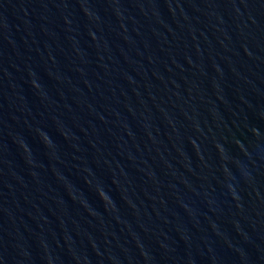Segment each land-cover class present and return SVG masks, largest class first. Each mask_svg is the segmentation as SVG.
Masks as SVG:
<instances>
[{
	"label": "water",
	"instance_id": "1",
	"mask_svg": "<svg viewBox=\"0 0 264 264\" xmlns=\"http://www.w3.org/2000/svg\"><path fill=\"white\" fill-rule=\"evenodd\" d=\"M0 264H264V0H0Z\"/></svg>",
	"mask_w": 264,
	"mask_h": 264
}]
</instances>
